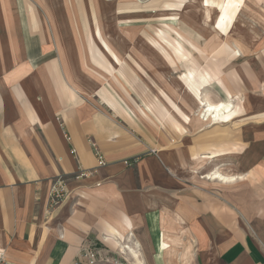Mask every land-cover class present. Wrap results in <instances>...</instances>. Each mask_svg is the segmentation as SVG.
Wrapping results in <instances>:
<instances>
[{
  "label": "crops",
  "instance_id": "crops-1",
  "mask_svg": "<svg viewBox=\"0 0 264 264\" xmlns=\"http://www.w3.org/2000/svg\"><path fill=\"white\" fill-rule=\"evenodd\" d=\"M26 1L0 0V264H89L83 252L98 260L106 244H123L126 259V238L139 264H264V121L228 136L220 123L235 114L194 118L196 134L157 147L114 89L131 84L126 34L51 18L46 30ZM233 19L220 12L217 28ZM187 82L202 91L193 74ZM58 176L68 196L50 208Z\"/></svg>",
  "mask_w": 264,
  "mask_h": 264
},
{
  "label": "rangeland",
  "instance_id": "rangeland-1",
  "mask_svg": "<svg viewBox=\"0 0 264 264\" xmlns=\"http://www.w3.org/2000/svg\"><path fill=\"white\" fill-rule=\"evenodd\" d=\"M205 1L212 4V9ZM26 2L40 14L46 30L53 29L48 20L51 18L57 29L93 30L97 24L100 29L115 31V35L126 34L121 40H126L125 60L131 67V84L115 85L114 89L126 92V111L132 124L138 125L152 141L161 139L157 147L169 150L181 144L184 137L196 134L199 128L192 121L196 118V122H201L198 114L207 105L230 102L231 115L235 116L228 123H220L226 125L228 136L237 127L264 121V112H258L260 108L264 110V0ZM220 12L227 13L229 19L234 17L233 25L228 22L217 28ZM115 40L98 37L101 45ZM175 40L182 50L177 49ZM232 49L239 55H234ZM114 63L119 66L123 62L114 58ZM191 74L202 84V91L189 86ZM220 130L224 132L220 127L210 129L211 139H218ZM107 246L111 249L106 251L102 246L101 256L94 264H139L130 258L137 253L127 238L126 259L123 244Z\"/></svg>",
  "mask_w": 264,
  "mask_h": 264
},
{
  "label": "built area",
  "instance_id": "built-area-1",
  "mask_svg": "<svg viewBox=\"0 0 264 264\" xmlns=\"http://www.w3.org/2000/svg\"><path fill=\"white\" fill-rule=\"evenodd\" d=\"M67 141L70 140L69 137L66 138ZM74 151L71 150L70 154L74 155ZM95 155H96V159H97V165L98 167L104 166L105 162L103 159V156L97 152V150H95ZM95 173L94 171H80L78 176L79 177H85L88 176L90 174ZM68 196V192L66 189V179L62 176H58L56 177L49 188V206L50 208H55L56 206H58L62 201H64ZM84 257H86V259L88 260L89 264H94L96 261V253L91 252V251H84L83 252ZM1 253H0V258H1Z\"/></svg>",
  "mask_w": 264,
  "mask_h": 264
},
{
  "label": "bare ground",
  "instance_id": "bare-ground-1",
  "mask_svg": "<svg viewBox=\"0 0 264 264\" xmlns=\"http://www.w3.org/2000/svg\"><path fill=\"white\" fill-rule=\"evenodd\" d=\"M200 104L202 105L201 102ZM231 108L232 105L230 104V102L226 104L219 103L216 105H207L206 109L205 107H202L201 111L198 114L199 120L201 121V126L209 122L220 121L221 119H225L228 116H231Z\"/></svg>",
  "mask_w": 264,
  "mask_h": 264
}]
</instances>
